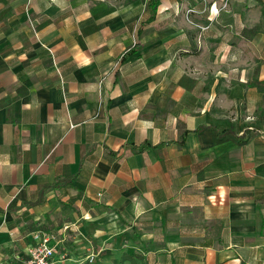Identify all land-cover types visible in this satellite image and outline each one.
<instances>
[{"label":"crops","instance_id":"0c3cea01","mask_svg":"<svg viewBox=\"0 0 264 264\" xmlns=\"http://www.w3.org/2000/svg\"><path fill=\"white\" fill-rule=\"evenodd\" d=\"M223 2L0 0V264H264V43Z\"/></svg>","mask_w":264,"mask_h":264},{"label":"built area","instance_id":"2783aa9c","mask_svg":"<svg viewBox=\"0 0 264 264\" xmlns=\"http://www.w3.org/2000/svg\"><path fill=\"white\" fill-rule=\"evenodd\" d=\"M197 13L198 12L194 8H189L186 11L187 16ZM64 229L67 230L68 227ZM52 236L53 234L48 233L37 235L35 237L36 244L29 249L27 253L28 257L24 264H64L66 256L65 254H60L57 246L52 244ZM96 257L95 254H91L87 257V262L93 263Z\"/></svg>","mask_w":264,"mask_h":264},{"label":"rangeland","instance_id":"374dc122","mask_svg":"<svg viewBox=\"0 0 264 264\" xmlns=\"http://www.w3.org/2000/svg\"><path fill=\"white\" fill-rule=\"evenodd\" d=\"M224 2H227L229 0H223ZM235 3L232 6H236L239 2V7L235 8L238 10L246 9V12L244 14L250 15V25L251 28L248 30L251 40V50L256 51L257 45H262L264 43V0H230ZM223 2V3H224ZM225 4V3H224ZM188 10V9H187ZM218 12V10H217ZM257 36L260 37V39L255 40ZM250 122H252V119H250Z\"/></svg>","mask_w":264,"mask_h":264},{"label":"trees","instance_id":"16d2710c","mask_svg":"<svg viewBox=\"0 0 264 264\" xmlns=\"http://www.w3.org/2000/svg\"><path fill=\"white\" fill-rule=\"evenodd\" d=\"M160 1L161 0H150V10H151L150 20H153L156 17L157 9L160 4ZM214 137H215V142H223L228 139L238 140L241 143L244 142L239 140L238 137H236L232 132L229 131H224L222 133L214 131Z\"/></svg>","mask_w":264,"mask_h":264}]
</instances>
